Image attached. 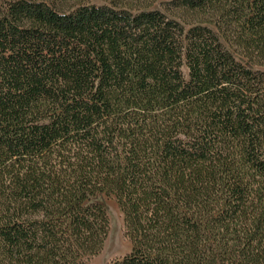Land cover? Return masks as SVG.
Listing matches in <instances>:
<instances>
[{
    "label": "trees",
    "instance_id": "trees-1",
    "mask_svg": "<svg viewBox=\"0 0 264 264\" xmlns=\"http://www.w3.org/2000/svg\"><path fill=\"white\" fill-rule=\"evenodd\" d=\"M264 264V0H0V264Z\"/></svg>",
    "mask_w": 264,
    "mask_h": 264
},
{
    "label": "rangeland",
    "instance_id": "rangeland-1",
    "mask_svg": "<svg viewBox=\"0 0 264 264\" xmlns=\"http://www.w3.org/2000/svg\"><path fill=\"white\" fill-rule=\"evenodd\" d=\"M105 204L110 217V231L103 251L91 258L87 264H108L112 260L122 257L131 248L125 237L122 213L114 199H106Z\"/></svg>",
    "mask_w": 264,
    "mask_h": 264
}]
</instances>
